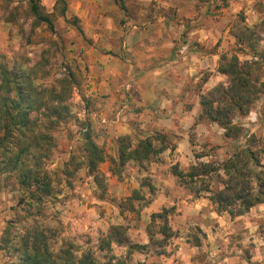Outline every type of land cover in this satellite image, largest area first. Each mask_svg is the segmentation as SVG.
I'll return each instance as SVG.
<instances>
[{"label":"clouds","instance_id":"obj_1","mask_svg":"<svg viewBox=\"0 0 264 264\" xmlns=\"http://www.w3.org/2000/svg\"><path fill=\"white\" fill-rule=\"evenodd\" d=\"M0 264H264V0H0Z\"/></svg>","mask_w":264,"mask_h":264},{"label":"trees","instance_id":"obj_2","mask_svg":"<svg viewBox=\"0 0 264 264\" xmlns=\"http://www.w3.org/2000/svg\"><path fill=\"white\" fill-rule=\"evenodd\" d=\"M16 162H17V163L19 162V157L16 158ZM45 190H47V189H45Z\"/></svg>","mask_w":264,"mask_h":264}]
</instances>
